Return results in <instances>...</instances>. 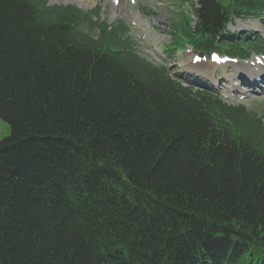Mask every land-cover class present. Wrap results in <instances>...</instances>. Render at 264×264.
<instances>
[{"label": "trees", "instance_id": "trees-1", "mask_svg": "<svg viewBox=\"0 0 264 264\" xmlns=\"http://www.w3.org/2000/svg\"><path fill=\"white\" fill-rule=\"evenodd\" d=\"M176 1L191 14L165 53L264 52L226 32L264 0ZM126 32L0 0V264H264V119L181 83Z\"/></svg>", "mask_w": 264, "mask_h": 264}, {"label": "rangeland", "instance_id": "rangeland-1", "mask_svg": "<svg viewBox=\"0 0 264 264\" xmlns=\"http://www.w3.org/2000/svg\"><path fill=\"white\" fill-rule=\"evenodd\" d=\"M49 5H71L83 11H89L94 7L99 8L102 21L107 24L122 22L127 28L126 36L134 43L137 52L148 61L164 66L172 77L183 78L193 86H199L203 82L195 77L193 70L186 71L182 66L191 63L192 54L189 49L182 48L171 55L164 50L170 46L173 38L172 23L178 18L180 12L189 13V6L175 0H47ZM179 4V6H178ZM258 24L255 20L233 21L229 32L246 31L255 29L264 41V20ZM197 67V66H196ZM223 67L222 69H225ZM227 68L222 71V82L213 88V91L229 105L242 104L247 111L264 118V85L260 88H248L241 79H236L241 73ZM214 77V76H213ZM212 76L210 78H213ZM250 79H255L247 75ZM218 81V80H217ZM194 82V83H191ZM197 83V84H195ZM198 88V87H195ZM9 134L8 126L0 120V140Z\"/></svg>", "mask_w": 264, "mask_h": 264}, {"label": "bare ground", "instance_id": "bare-ground-1", "mask_svg": "<svg viewBox=\"0 0 264 264\" xmlns=\"http://www.w3.org/2000/svg\"><path fill=\"white\" fill-rule=\"evenodd\" d=\"M200 67V66H199ZM199 67L197 66V67H195V69H190V68H186V66H184V68H185V70L186 71H188V70H194L196 73H200V70H198L199 69ZM240 72V71H239ZM262 72V70H260L259 69V73H258V75H260V73ZM262 80H264V77L262 78ZM236 82V81H235ZM248 87H250V86H248Z\"/></svg>", "mask_w": 264, "mask_h": 264}]
</instances>
